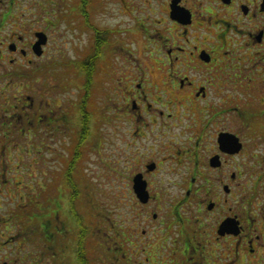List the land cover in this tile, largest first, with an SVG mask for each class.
<instances>
[{
  "label": "flooded vegetation",
  "instance_id": "flooded-vegetation-1",
  "mask_svg": "<svg viewBox=\"0 0 264 264\" xmlns=\"http://www.w3.org/2000/svg\"><path fill=\"white\" fill-rule=\"evenodd\" d=\"M12 1L0 8V264H51V241L58 240L55 234L67 235L64 189L51 181L54 186H47L48 180L40 184L31 161L30 168L18 167L23 159L44 156L51 133L64 125L65 84L41 83L53 75L80 78L77 140L83 132L93 142L101 139V146L111 140L93 130L90 103L103 77L111 137L122 143L115 164H123L127 202L135 209L122 235L140 258L132 264H264V118L257 119L264 115V0H128V8L125 0H115L120 17L140 19L132 29L129 19L101 38L91 25V35L79 42L82 65L76 71L71 59L54 68L49 25L36 29L29 18L19 23ZM40 33L44 43L36 50ZM138 41L136 60L130 47ZM104 54L109 64L99 72ZM3 75L26 77V83L20 91L4 87ZM227 91L242 100L226 97ZM50 93L54 112L46 100ZM224 113L237 117L222 120ZM13 136L24 140L19 153ZM135 178L145 186L144 202L133 191ZM67 183L70 202L77 191ZM55 194L60 199L51 203L49 195ZM35 234L42 255L29 250ZM113 249L111 264L119 261Z\"/></svg>",
  "mask_w": 264,
  "mask_h": 264
},
{
  "label": "rangeland",
  "instance_id": "rangeland-1",
  "mask_svg": "<svg viewBox=\"0 0 264 264\" xmlns=\"http://www.w3.org/2000/svg\"><path fill=\"white\" fill-rule=\"evenodd\" d=\"M11 1L12 0H0V8L2 7V11L8 7ZM127 1L128 0H125L122 5L124 8H128ZM86 2L87 4H80V0H13L12 7L15 9L13 16L16 17L19 23H22V21H25L27 18L34 19L37 22L36 29L44 28L45 25H49V33L51 34L50 39L52 40L50 45H52V49L55 48L57 52H55L54 68L57 69L58 66H61L60 64L72 60V62L77 63L70 64V69L76 71L79 69L80 64L82 65V63L79 62V54H77L79 52V42L83 40L84 35L86 37L91 35L92 31L89 30L91 25L93 29L97 27L99 31L98 35L101 38L107 33L106 30L112 31L113 28L119 30V25L129 19L132 29L135 21L134 19L140 17L138 15L129 14L127 17H120L118 14L119 5L115 0H86ZM80 9L83 16H80ZM16 20L14 26H16ZM81 27L83 30H81ZM5 32H7V28H5L3 33ZM19 33L21 34L22 31L20 30ZM39 39L40 38H37L36 41V50L41 45ZM136 45L133 43L131 44L130 52L133 58L139 60L141 58V51H138L140 46L139 41ZM98 49L99 51L103 50L99 48V46ZM109 50H111V53L113 50L115 51L114 47ZM104 57L103 62L99 64V72L102 71L103 67H108L109 63L107 59L109 55L104 54ZM136 60L132 59V62ZM134 66L135 65H133V67ZM67 72H69L68 69ZM24 75H27V72H24ZM227 75L231 74L228 73ZM53 76L52 80L48 79V82L43 80L41 83L43 88L46 87L48 83L51 88L53 84L56 85L57 82H60V84L63 82L65 84V97L67 103L63 105L60 112L63 113L65 118V120L64 118L62 119L64 125H61V129L57 128L55 131L52 130V141L47 144L50 146V149H46L44 156L42 153L40 155H35L31 160L27 158L23 159L24 162L19 161L18 163L19 168H22V165H26V168H30L28 164L29 161H31V168L33 169L32 164L34 163V175L36 180H39L40 184L48 180L47 186L51 182H54L57 187L64 189L61 193V203L63 205L64 199H67V204L69 205L66 207L69 213L66 212V216L64 217V223L66 224L65 232L67 235L62 239L55 234L58 240L51 241L53 248H50L54 250V254L50 263L81 264L78 260L80 223L75 219V213L81 218L83 226L85 225L88 230L86 231L87 240L83 248L84 255L86 256V264H111L112 259L116 256L113 249L114 246L117 247V253H119L117 258H119V261L113 264H127L128 262L132 264V262L139 261L140 258L136 256L135 252L123 243L124 238L122 235L124 233V225H128L126 221L128 220L130 210L134 215L135 209L130 207V203L127 202L129 199L127 195L129 187L127 186V174L123 171V164L119 163L118 166L115 164L117 161V151H121L122 143L116 140V137L115 139L111 137L112 127L107 119L109 113L104 109L107 101L103 77H98L99 84L96 85V89L93 92V99L90 103L95 113L91 114V116L95 117L93 130H97L103 138L105 136L111 140L109 144H102L101 146L99 143H101L102 140L100 139L99 141L98 139V141L95 142L94 139L93 142V135L90 134L84 136L83 140L86 142L80 139L82 145L78 143L77 140L80 129L75 126L78 124L79 115L76 114L74 104L76 98L79 97V91L76 88H79L77 83L80 82V78L76 75ZM219 76H224V74L212 75V78ZM235 76L237 77L238 75L236 74ZM3 77L2 82L4 87L8 85L16 91H20L24 86L23 84L26 83V77L14 76L7 78V75H3ZM107 84L108 83H106V86ZM39 85L40 83L37 84V86ZM15 90L11 91L12 94H15ZM211 90V93H209V102L212 101L211 94H213V91L216 93L219 88L216 86ZM225 95L226 97L241 98V95L239 96L229 91H227ZM55 98H57V96H55ZM46 100L51 104L49 108H51V111L53 109L54 112V109H56L53 101L54 94H48ZM103 101L105 104L102 103ZM254 106L255 111L253 112L258 114L257 110H261L257 107L258 105L256 103H254ZM245 109L246 107H244V112L246 111ZM175 112L174 116H176V121H179L178 125H180V121L183 120L182 111L177 108ZM58 115L59 113H53V116ZM223 115L222 120H232L233 117H237L231 114L226 115L225 113ZM263 118L264 115H260L259 118L257 117V119ZM83 119L82 125L85 127V119L87 118L83 117ZM119 124V122L116 123V125ZM86 138L90 139L85 140ZM12 140L14 143H18L16 146H18L17 152L19 153L23 147L22 142L24 140L18 138L17 141V138L14 136ZM17 156L18 158L15 159L12 164L14 170L17 168L18 160L22 159L21 154ZM76 156L77 158L74 160ZM63 175L65 176L63 177ZM68 180H71L74 189L77 191L74 200L72 202L70 201V203L69 199L72 193L69 191L70 187L67 183ZM51 185L54 186L52 183ZM43 193L44 192H42V195ZM56 194L49 195L51 203L59 201L60 197L56 196ZM35 226H39V223H36ZM34 237L35 242L29 245V250L31 248V251L35 253V255H42L43 244L39 241L36 234ZM51 253H53V251H51ZM123 254H125L124 257ZM121 255L123 258H121ZM44 256H47L46 252ZM42 264L46 263L42 261Z\"/></svg>",
  "mask_w": 264,
  "mask_h": 264
},
{
  "label": "trees",
  "instance_id": "trees-1",
  "mask_svg": "<svg viewBox=\"0 0 264 264\" xmlns=\"http://www.w3.org/2000/svg\"><path fill=\"white\" fill-rule=\"evenodd\" d=\"M86 1V0H84ZM84 130V129H83ZM82 135H83V139H84V136L86 135L85 133L82 132ZM82 139V140H83ZM87 140V139H85ZM82 142V141H81ZM83 142H86L83 140ZM79 143V142H78ZM82 145V143H81ZM77 155V154H76ZM75 193V192H74ZM74 200V198H72V200H70L71 202ZM70 203V202H69ZM72 206V205H71ZM75 219L78 221L79 224V228H80V234H79V237H78V240H79V247H78V251H79V255H78V260L79 262H81V264H86V261H85V253H84V245H85V242H86V231L87 230V227L81 222V218L77 215V213H75Z\"/></svg>",
  "mask_w": 264,
  "mask_h": 264
},
{
  "label": "water",
  "instance_id": "water-1",
  "mask_svg": "<svg viewBox=\"0 0 264 264\" xmlns=\"http://www.w3.org/2000/svg\"><path fill=\"white\" fill-rule=\"evenodd\" d=\"M37 37L38 38L43 37V34H38ZM39 42L41 44L44 43V41L43 40L40 41V39H39ZM133 191H134L135 195L137 196V198L141 202H144L146 200L147 193H146V190H145V186H144L143 183H141L139 181L138 178H135L134 181H133Z\"/></svg>",
  "mask_w": 264,
  "mask_h": 264
}]
</instances>
